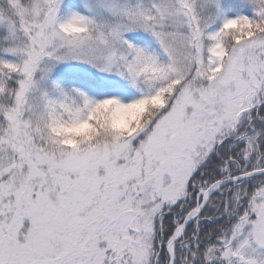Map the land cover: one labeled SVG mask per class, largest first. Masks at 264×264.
<instances>
[{
    "label": "snow or ice",
    "instance_id": "1",
    "mask_svg": "<svg viewBox=\"0 0 264 264\" xmlns=\"http://www.w3.org/2000/svg\"><path fill=\"white\" fill-rule=\"evenodd\" d=\"M0 264H264V0H0Z\"/></svg>",
    "mask_w": 264,
    "mask_h": 264
}]
</instances>
